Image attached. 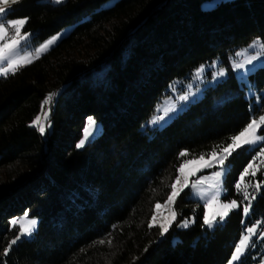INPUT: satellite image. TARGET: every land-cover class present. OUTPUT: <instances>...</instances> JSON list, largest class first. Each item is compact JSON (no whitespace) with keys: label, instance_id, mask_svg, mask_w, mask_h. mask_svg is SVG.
<instances>
[{"label":"trees","instance_id":"16d2710c","mask_svg":"<svg viewBox=\"0 0 264 264\" xmlns=\"http://www.w3.org/2000/svg\"><path fill=\"white\" fill-rule=\"evenodd\" d=\"M209 1L20 0L12 6L7 19L27 17L23 31L33 34V45L70 30L39 59L0 77V264L227 262L244 228L247 201L236 184L254 155L246 146L226 159L222 200L239 207L222 223L202 227L203 205L183 190L171 205L177 215L169 231L161 237L158 225L148 227L154 205L171 191L181 151L189 153L182 159L208 156L264 112V66L247 76L259 105L228 69L167 123L149 124L175 81H187L215 59L226 66L235 50L264 38V0L203 8ZM49 95L51 126L41 135L31 123ZM89 117L98 131L77 149ZM258 182L263 169L245 176L241 189ZM247 190L256 195L247 222L264 219V183L258 193ZM25 212L37 219L35 231L5 256L20 232L11 221ZM186 218L196 222L179 227ZM255 261L246 254L242 264Z\"/></svg>","mask_w":264,"mask_h":264},{"label":"snow or ice","instance_id":"6c2138e0","mask_svg":"<svg viewBox=\"0 0 264 264\" xmlns=\"http://www.w3.org/2000/svg\"><path fill=\"white\" fill-rule=\"evenodd\" d=\"M20 0H0V77L7 78L9 75H15L22 67L31 64L34 60L40 58L41 54L48 51L52 46H54L57 41L60 39V34L51 37L44 43L40 44L38 47L32 48L31 51H28V42L30 37L33 35L32 33L23 31L24 26L28 23V18H16V19H7V16L10 15L12 11V6L19 3ZM56 4L64 3V0H54ZM260 48L264 50V41L261 39H256L253 41L249 48ZM245 52L248 49L244 50ZM237 56L242 55V53H237ZM262 52L257 51L255 55L249 56L246 60L236 62L233 61V68L236 70L245 69L246 65L252 64L253 61L260 58ZM204 71L203 66H201L196 71V77H200L202 72ZM225 75V70L220 69L217 73V77H221ZM191 88V85H189ZM188 95L179 96V100L185 101L188 100ZM52 95H49L44 104L41 106V111L43 114L44 121H47L48 113L44 111V105H47L51 102ZM175 106L173 105V108ZM172 109H165V113L171 111ZM41 116H37L33 121L31 126H35L41 135H44L46 132V127H50V123L47 125L41 122ZM162 116H155L150 123L157 124L159 121L163 120ZM264 127V115H260L258 118L253 117L250 122L241 130L237 135H233L230 137L231 143L226 146H217L212 149L210 153H208V160H205V153H201L198 157H192L191 159H182L189 156L187 150L181 151L178 154V159H181V163H179L177 167V171L180 175H178L175 181L170 185V193L167 196V200L165 201L164 206L173 205L176 201V198L180 195L185 187H188V175H195L196 172L201 171L202 168L211 167L214 164H219L221 166L224 165V161L232 154L235 149L240 148L242 145H255L260 141H264V135L259 134L260 129ZM98 131V127L96 121L93 117H89L87 120V126L84 129V136L79 142L76 144V148L80 149L85 146V144L89 141L91 137L94 136L95 132ZM217 148H219L220 153L223 155L217 154ZM258 157H264V147H261L258 152ZM203 162L201 167L194 169L188 175L185 174V168L192 164H199ZM254 162H251L244 169L243 173L240 176V183L236 184V189L238 191H242L243 199L247 201V205L243 207V214L247 216L252 208V201L256 199L255 193L249 194L248 188L253 187L255 192H259L264 182H258L255 184H244L243 189H241V184L244 182V177L251 174L252 177H255L257 171H259V165L254 167ZM264 163V161H261ZM251 170V172H250ZM224 174V169L221 167L220 171H216L212 173L211 177H201L199 180L193 182L192 187L195 188L198 184H202L205 181L212 180L214 183L209 184V187L215 189L211 195L205 197L204 207L205 209H210L215 206L216 210L211 214L206 210L203 215V223L202 227H207L208 229H213L217 226L218 223L223 222L226 217H228L229 213L239 207L236 200H231L230 202H221V178ZM181 176L184 177V183L181 187L178 185L181 184ZM156 210H159L162 205L157 202L154 205ZM177 213L172 210L170 215L164 219L163 222L158 224L159 227V235L163 237L172 226V223L176 219ZM195 219L186 218L180 222L179 227L188 228L191 224L195 223ZM20 224V234L17 235L4 249V255L7 256L9 250L13 245L17 243L21 239L22 236H31L35 231L38 221L36 219H28V213L25 212L24 216L19 219H13L11 224L13 226ZM264 223V221H257L252 226L246 227L244 232L241 234V238L235 244L234 250L231 253L230 259L228 260V264H236V262H241L245 256L246 252L249 248L255 246V242L253 241V237H257L258 240L264 241V230H259L260 225ZM157 226V215L154 213L151 217V221L148 224L149 228H153ZM115 227V226H114ZM111 233H109V236ZM99 244L103 245L105 240L98 241ZM109 246H111V239L107 240ZM147 251V249H145ZM261 264H264V260L261 261Z\"/></svg>","mask_w":264,"mask_h":264},{"label":"rangeland","instance_id":"374dc122","mask_svg":"<svg viewBox=\"0 0 264 264\" xmlns=\"http://www.w3.org/2000/svg\"><path fill=\"white\" fill-rule=\"evenodd\" d=\"M48 1L51 2V3L56 4L54 2V0H48ZM219 1H222V0H211V1L203 4L202 7L203 8L212 7V6H214ZM69 30H70V27H66V28H64V29H62V30L54 33L53 35L49 36L44 41H42V42H40V43H38L36 45H33L31 43V37H30V40L28 42L29 46H28V49L27 50L28 51H31L32 48L38 47L40 44L44 43L45 41H47L51 37L56 36L58 34H60V39H61ZM256 39H258V38H256ZM256 39H254V40H256ZM259 39H261V38H259ZM254 40H252L247 45L238 48L232 54H230L229 57H228V63H227L226 66L220 64L219 59H215L212 62H209V63H206V64H202V65L198 66L196 69H194L192 71L191 75H190V78L187 81H183V82L182 81H175L169 87V94H168V96L162 98L161 101L156 106V111L159 113V116L164 117V119L161 120V121H159L157 124H152V123H149V124L151 126H158V127H160V126L164 125L165 123H167L177 112L181 111L189 102H191V101H193V100L198 99L199 97H201L204 88H206L209 85H214L215 83H217V82L221 81L222 79H224L227 76L228 69H230L233 72V74H234V76H235V78H236V80L238 82H242V83H244L246 85V87L244 89V96L246 98H251L252 101L256 105H259L260 104L259 95L253 89V87L250 86L247 83V76H248V74L251 73V72H253L257 67L264 66V50H262V49H260L258 47L254 48V49L253 48H249V45H251ZM261 40L264 41V38H262ZM245 49H248V51L245 52L244 51ZM257 51L262 52V55L260 56L259 59L253 61L252 64L246 65L245 69L236 70V69L233 68V61H236V62L244 61L249 56L255 55V53ZM237 53H242V55L237 56L236 55ZM201 66H203L204 71L202 72V74L200 75V77L197 78L196 77V71ZM220 69H224L225 70V75L224 76H221V77H217L216 76V73ZM189 85H191V88H189ZM181 95H188V97H189L188 100H185V101L179 100V96H181ZM173 105L175 106L174 108H173ZM165 109H172V110L171 111H168L167 113H165ZM44 111L48 113L47 121H44L42 111H40L38 113V115H36V117L37 116H41V118H42L41 119V122L42 123H45L47 125L48 123H50V121L48 119L49 118V108H48V105H44ZM260 115H264V112L261 113V114H259L255 118H258ZM86 126H87V123L84 125V127L82 129V132H83L82 133V138L84 136V129H85ZM49 129H50V127H46V131L49 130ZM237 134H235V135H237ZM259 134L264 135V127H262L260 129ZM229 143H231V140H230ZM242 146H246L248 150H254L253 158H252V160L249 163H251V162H253L255 160L254 167H256L257 165H259V170L260 169H263L264 170V163L261 162V161H264V157H258L259 149L261 147H264V141H260V142H258L255 145H242ZM217 154H218V156L219 155H223V153H220V151H217ZM208 159H209V157L208 156H205V160H208ZM202 163L203 162H200L199 164H192V165L187 166L185 168V174L188 175L194 169L201 167ZM247 165H246V167H247ZM221 167H223V169H224V174H223V176L221 178L222 183H221L220 201L221 202H225V203L226 202H230V201H224V200H222V196L224 194L223 179H224V176H225V174L227 172V169H228V165L226 164V160L224 161V165L223 166H221L219 164H214L211 167L202 168V170L196 172L195 175H188V185L189 186L188 187H185L183 190H188L189 197H191L193 199H197L203 205V207H204L205 197L211 195V193L215 191V189H212V188L209 187V184L214 183L215 181H212V180L205 181L202 184H198L195 188L192 187V184H193V182L199 180L201 177H211L212 176V173L213 172H216V171H220L221 170ZM250 172H251V170H250ZM241 174H240V176H241ZM178 175H180V174L177 173V176ZM240 176H239V179H238V182L237 183H240ZM183 183H184V177L181 176V184L178 185V187H181L183 185ZM243 183L241 184V186L243 185ZM161 205H162V207L159 210H156L155 207H154V211H153V214L155 213L157 215V225L160 222H163L164 219L166 217H168L170 215V212L172 211L171 205L164 206L165 205V202L162 203ZM246 205H247V203H245V204L242 205V223L244 224V228H243L242 233L244 232V230H245L246 227L252 226L255 222H257V221H264V219L258 218V219H255V220H253V221H251V222L248 223L247 222V219L250 216L251 210H250V212H249V214L247 216H244V214H243V207L246 206ZM206 210L211 214L212 212H214L216 210V208H215V206H213L210 209H205V207H204L203 215H204V213H205ZM233 210H235V209H233ZM23 216H21V217H23ZM28 219H33V218L32 217H28ZM34 219H36V218H34ZM220 223H222V222H220ZM19 226H20V224H19ZM259 230H264V223H262L260 225V228L258 229V231ZM19 234H20V232H19ZM22 237H27L28 238L29 236L25 235V236H22ZM240 238H241V236H240ZM253 241L255 242V246L249 248L248 251L246 252V254H248L252 258H255L256 259V261L254 263H252V264H261V261L264 260V241L258 240L257 237H253ZM228 260H227V262L225 264H228ZM236 263H239V262H236Z\"/></svg>","mask_w":264,"mask_h":264}]
</instances>
